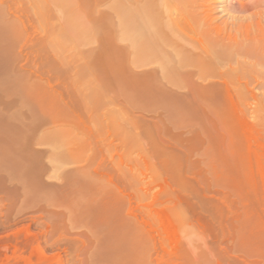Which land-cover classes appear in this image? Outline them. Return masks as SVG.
Instances as JSON below:
<instances>
[{"label": "rangeland", "instance_id": "1", "mask_svg": "<svg viewBox=\"0 0 264 264\" xmlns=\"http://www.w3.org/2000/svg\"><path fill=\"white\" fill-rule=\"evenodd\" d=\"M118 5L0 0V264H264V69L136 78Z\"/></svg>", "mask_w": 264, "mask_h": 264}, {"label": "bare ground", "instance_id": "2", "mask_svg": "<svg viewBox=\"0 0 264 264\" xmlns=\"http://www.w3.org/2000/svg\"><path fill=\"white\" fill-rule=\"evenodd\" d=\"M116 1L119 3L115 10L119 31L117 34H120L119 39L122 42L123 39L125 40L123 38L125 32L128 33L126 30L130 32L131 57L127 63L133 69L132 73L136 78L152 80V83L153 81H165L166 84L178 86L177 83L184 79L195 78L208 82L210 78L252 77L249 76L252 73L258 79L260 75L264 74V70H260V68L264 69V18H258L255 28H252L253 25L250 24L241 34L243 24L239 21L238 23L233 21L230 26L227 22L217 23L218 20L216 21V17L213 15L215 12L213 7L205 6V8L203 5H199L198 0H130L128 7L126 6L127 9L121 4L123 0ZM176 1H182L186 8L184 10L186 13L178 19L171 16L168 11L170 5L172 6ZM237 1L239 5L234 8L236 11L255 10L257 12L256 10H258L260 14L255 13V15L259 17L263 15L260 11L264 6V0H254L249 3L245 0ZM125 17L128 18L127 22H125L126 19L124 20ZM193 17L197 18L195 22L200 21L198 22L202 27L200 28L203 29V34L206 37L209 36V40L202 41L204 36L199 37L202 30L199 31L200 34L196 31L199 36L194 31L195 34L192 32L190 37H188V30L187 33L183 30L184 25L190 28L191 23H188L191 20L194 22ZM182 24H184L183 27ZM248 28L253 30L250 31ZM229 30H233V35ZM234 30L240 36H238L239 34L235 35ZM193 34L194 39L197 40V46L191 41ZM127 35L125 37H128ZM226 58H230V61ZM257 67L262 72V74L259 73V76H255L256 74L253 72ZM225 68L226 70H222ZM259 70L255 72L258 73ZM262 76L264 77V75ZM261 79L263 78L258 80L263 81L264 84V79ZM261 89L264 90L262 87ZM170 224L172 225V221ZM170 224L167 223L165 231L168 237L174 238L175 229Z\"/></svg>", "mask_w": 264, "mask_h": 264}]
</instances>
